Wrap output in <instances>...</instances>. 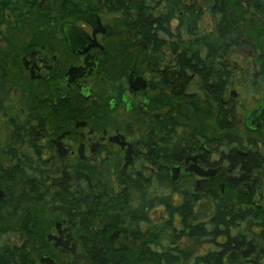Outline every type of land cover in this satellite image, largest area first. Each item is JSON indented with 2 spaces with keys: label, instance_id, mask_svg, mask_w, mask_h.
<instances>
[{
  "label": "flooded vegetation",
  "instance_id": "obj_1",
  "mask_svg": "<svg viewBox=\"0 0 264 264\" xmlns=\"http://www.w3.org/2000/svg\"><path fill=\"white\" fill-rule=\"evenodd\" d=\"M4 1L0 264H264V0Z\"/></svg>",
  "mask_w": 264,
  "mask_h": 264
},
{
  "label": "trees",
  "instance_id": "obj_2",
  "mask_svg": "<svg viewBox=\"0 0 264 264\" xmlns=\"http://www.w3.org/2000/svg\"><path fill=\"white\" fill-rule=\"evenodd\" d=\"M5 6H6V3L4 0H0V25L4 22V9H5ZM124 10H126V12H128L131 8H127V7H124L123 8ZM136 13L139 15V18L136 19L135 21H133V24L136 25L137 28H140L141 29V35L140 37L143 38V39H146L144 36L145 34H143L144 31H146V33L148 34V26H146V22H145V16H146V8L144 6H138L136 5L134 7ZM156 30H160V28L156 29ZM149 40H152L153 43H156L157 46L155 47H158V41L159 39L155 38L154 37V34L149 38ZM264 253V251H263ZM170 264V263H169Z\"/></svg>",
  "mask_w": 264,
  "mask_h": 264
},
{
  "label": "rangeland",
  "instance_id": "obj_3",
  "mask_svg": "<svg viewBox=\"0 0 264 264\" xmlns=\"http://www.w3.org/2000/svg\"><path fill=\"white\" fill-rule=\"evenodd\" d=\"M7 25H3V23L0 25V51H1V56L0 57H3V55H4V47H5V40H6V38H5V27H6ZM13 100H14V98H13Z\"/></svg>",
  "mask_w": 264,
  "mask_h": 264
},
{
  "label": "water",
  "instance_id": "obj_4",
  "mask_svg": "<svg viewBox=\"0 0 264 264\" xmlns=\"http://www.w3.org/2000/svg\"><path fill=\"white\" fill-rule=\"evenodd\" d=\"M114 31L116 32V30H115V29H112V30H111V32H112V33H114Z\"/></svg>",
  "mask_w": 264,
  "mask_h": 264
}]
</instances>
